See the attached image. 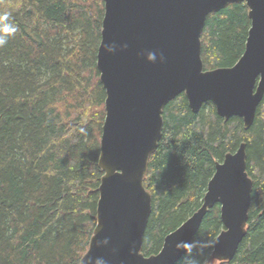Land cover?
I'll return each mask as SVG.
<instances>
[{"label": "trees", "instance_id": "16d2710c", "mask_svg": "<svg viewBox=\"0 0 264 264\" xmlns=\"http://www.w3.org/2000/svg\"><path fill=\"white\" fill-rule=\"evenodd\" d=\"M103 13V0H0V264H78L88 248L103 175ZM249 26L244 3L210 12L200 35L204 69L232 66ZM162 120L144 178L151 213L141 252L160 250L201 205L215 162L243 141L252 180L246 234L232 260L215 264H264V94L247 129L211 102L192 112L184 93L163 107ZM222 229L215 204L175 264H207Z\"/></svg>", "mask_w": 264, "mask_h": 264}, {"label": "water", "instance_id": "95a60500", "mask_svg": "<svg viewBox=\"0 0 264 264\" xmlns=\"http://www.w3.org/2000/svg\"><path fill=\"white\" fill-rule=\"evenodd\" d=\"M244 3L250 26L242 55L230 67L204 69L202 33L207 15ZM96 67L105 90L96 222L78 264H175L188 254L204 215L220 206L223 229L211 257L230 261L246 234L252 180L246 144L215 162L201 205L167 233L160 250L141 252L151 213L144 186L161 137L162 109L184 93L192 112L211 102L227 120H254L264 94V0H103Z\"/></svg>", "mask_w": 264, "mask_h": 264}, {"label": "clouds", "instance_id": "9594fccd", "mask_svg": "<svg viewBox=\"0 0 264 264\" xmlns=\"http://www.w3.org/2000/svg\"><path fill=\"white\" fill-rule=\"evenodd\" d=\"M4 31H5V32H9V31H13V32H14L15 29H9V28L5 27V28H4ZM4 42H5V41H4L2 38H0V45H2Z\"/></svg>", "mask_w": 264, "mask_h": 264}, {"label": "rangeland", "instance_id": "374dc122", "mask_svg": "<svg viewBox=\"0 0 264 264\" xmlns=\"http://www.w3.org/2000/svg\"><path fill=\"white\" fill-rule=\"evenodd\" d=\"M207 262V264H215L217 262V260L210 258V259H206L205 263Z\"/></svg>", "mask_w": 264, "mask_h": 264}]
</instances>
